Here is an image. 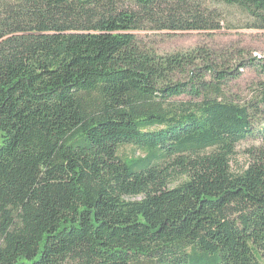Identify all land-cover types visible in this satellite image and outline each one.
<instances>
[{
    "label": "trees",
    "instance_id": "1",
    "mask_svg": "<svg viewBox=\"0 0 264 264\" xmlns=\"http://www.w3.org/2000/svg\"><path fill=\"white\" fill-rule=\"evenodd\" d=\"M219 1L264 31V0ZM222 20L206 0H0V264H264V150L231 168L264 82L240 105L210 54L134 34Z\"/></svg>",
    "mask_w": 264,
    "mask_h": 264
},
{
    "label": "rangeland",
    "instance_id": "2",
    "mask_svg": "<svg viewBox=\"0 0 264 264\" xmlns=\"http://www.w3.org/2000/svg\"><path fill=\"white\" fill-rule=\"evenodd\" d=\"M206 7L222 13V29L216 32H135L143 50L159 56L188 54L205 51L211 55L220 71H235L222 88L226 99L249 106L257 105L259 84L264 82V72L252 63L254 56L264 58V31L248 29V19L236 8H231L219 0H206ZM175 103L198 102L189 96L173 100ZM252 110V109H251ZM253 137L237 146L231 168L241 172L264 150V111H253ZM122 158H142L145 153L134 146H123L119 150ZM180 178L171 187L177 186Z\"/></svg>",
    "mask_w": 264,
    "mask_h": 264
},
{
    "label": "built area",
    "instance_id": "3",
    "mask_svg": "<svg viewBox=\"0 0 264 264\" xmlns=\"http://www.w3.org/2000/svg\"><path fill=\"white\" fill-rule=\"evenodd\" d=\"M254 57H257V58H262V57H260V56H257V55H256V56H254Z\"/></svg>",
    "mask_w": 264,
    "mask_h": 264
}]
</instances>
